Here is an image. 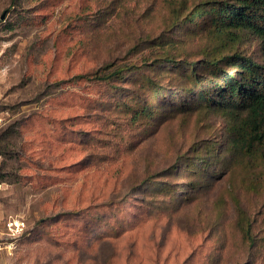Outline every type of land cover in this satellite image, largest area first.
Wrapping results in <instances>:
<instances>
[{
  "label": "rangeland",
  "instance_id": "1",
  "mask_svg": "<svg viewBox=\"0 0 264 264\" xmlns=\"http://www.w3.org/2000/svg\"><path fill=\"white\" fill-rule=\"evenodd\" d=\"M208 2L0 0V264H264V159L198 104L204 71L155 63L263 61Z\"/></svg>",
  "mask_w": 264,
  "mask_h": 264
},
{
  "label": "trees",
  "instance_id": "2",
  "mask_svg": "<svg viewBox=\"0 0 264 264\" xmlns=\"http://www.w3.org/2000/svg\"><path fill=\"white\" fill-rule=\"evenodd\" d=\"M208 7L213 22L219 23L221 31L229 34L246 31L258 38L263 61L256 62L240 54H230L206 57L202 65L196 68L194 64L187 65L185 60L171 56L159 58L160 62L155 63L185 64L195 79L198 72L204 71L208 79L204 84L213 85L217 100L213 102L208 93L202 90L198 92V104L210 105L228 115L232 122L228 146L233 153L264 159V0H211ZM132 67L117 68L105 75L95 74L94 77L104 81L123 80L122 73H132ZM142 112L146 113V117L151 116L148 107ZM2 151L0 148V154ZM199 162L205 163L206 158H200ZM235 203L237 205L238 201L235 200ZM237 224L244 243L254 247L256 235L252 224L243 220Z\"/></svg>",
  "mask_w": 264,
  "mask_h": 264
},
{
  "label": "built area",
  "instance_id": "3",
  "mask_svg": "<svg viewBox=\"0 0 264 264\" xmlns=\"http://www.w3.org/2000/svg\"><path fill=\"white\" fill-rule=\"evenodd\" d=\"M10 248V244L9 243H5L4 241L0 240V251L2 250H9Z\"/></svg>",
  "mask_w": 264,
  "mask_h": 264
}]
</instances>
